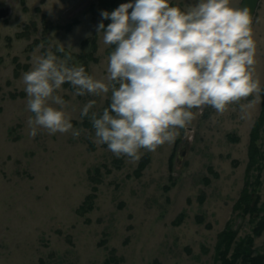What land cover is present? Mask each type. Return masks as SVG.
Returning <instances> with one entry per match:
<instances>
[{
    "label": "rangeland",
    "instance_id": "374dc122",
    "mask_svg": "<svg viewBox=\"0 0 264 264\" xmlns=\"http://www.w3.org/2000/svg\"><path fill=\"white\" fill-rule=\"evenodd\" d=\"M110 1L0 0V264H248L232 255L250 239V254L264 255V226L255 231L264 219V0L252 22L261 91L223 113L194 109L174 142L141 149L138 159L117 156L81 118L91 99L102 112L110 92L78 95L69 82L58 92L80 135L31 134L23 73L51 49L106 79L114 45L97 25L110 22L102 10L125 0ZM226 229L234 236L223 257Z\"/></svg>",
    "mask_w": 264,
    "mask_h": 264
},
{
    "label": "clouds",
    "instance_id": "9594fccd",
    "mask_svg": "<svg viewBox=\"0 0 264 264\" xmlns=\"http://www.w3.org/2000/svg\"><path fill=\"white\" fill-rule=\"evenodd\" d=\"M233 0H192L182 7L173 0H125L102 10L98 33L109 53L107 78L95 77L71 53L59 57L49 49L23 73L31 134L80 135L67 101L58 90L69 82L78 95L110 92L102 112L95 100L81 109L95 129L94 138L117 156L138 159L141 149L174 142L211 105L223 113L230 103L261 91L255 75L257 42L248 7ZM131 8V11L129 9ZM64 51V44L58 46ZM243 108L244 106L241 105Z\"/></svg>",
    "mask_w": 264,
    "mask_h": 264
},
{
    "label": "trees",
    "instance_id": "16d2710c",
    "mask_svg": "<svg viewBox=\"0 0 264 264\" xmlns=\"http://www.w3.org/2000/svg\"><path fill=\"white\" fill-rule=\"evenodd\" d=\"M113 0L110 1L107 5L110 7V8H113L112 7V4H113ZM259 123H260V120H257L253 126V130L251 132V142H250V145H249V161L251 163L254 162V154L255 151H256V146H255V139H254V136L256 135V127L259 126ZM248 197L249 195L247 194V188L246 186L243 188V192H242V201L244 202H248ZM244 198V200H243ZM247 208H251L252 206L250 205H246ZM254 209V208H252ZM264 217V215H263ZM262 217V218H263ZM264 226V219H261V222H258V225L255 227V231L258 232L259 229H261L262 227ZM220 237H219V243H217V249H220V247L224 244V251L222 250L221 251V254L223 257H225V252L226 250L229 248L230 246V243L231 241L233 240V236H234V232L231 231L230 229H226V230H223L220 234ZM251 242V239L248 240L247 242H240L237 247H235V252L233 253L232 257L233 259H238L239 257L242 258V260L248 264H264L263 262V258H264V255H251L250 252H249V243ZM223 264H232V262H230L228 259H225L223 258Z\"/></svg>",
    "mask_w": 264,
    "mask_h": 264
},
{
    "label": "water",
    "instance_id": "95a60500",
    "mask_svg": "<svg viewBox=\"0 0 264 264\" xmlns=\"http://www.w3.org/2000/svg\"><path fill=\"white\" fill-rule=\"evenodd\" d=\"M259 1L260 0H241L240 6L241 7H248V9L250 11V15L252 17V22H253Z\"/></svg>",
    "mask_w": 264,
    "mask_h": 264
}]
</instances>
